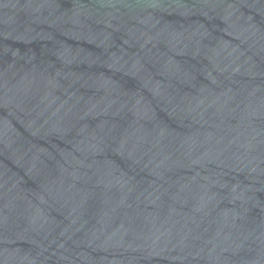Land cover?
Returning <instances> with one entry per match:
<instances>
[{
    "label": "water",
    "instance_id": "water-1",
    "mask_svg": "<svg viewBox=\"0 0 264 264\" xmlns=\"http://www.w3.org/2000/svg\"><path fill=\"white\" fill-rule=\"evenodd\" d=\"M0 264H264V0H0Z\"/></svg>",
    "mask_w": 264,
    "mask_h": 264
}]
</instances>
